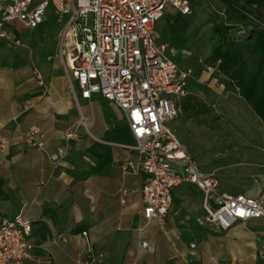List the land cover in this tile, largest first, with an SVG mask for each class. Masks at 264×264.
<instances>
[{"label": "crops", "instance_id": "obj_1", "mask_svg": "<svg viewBox=\"0 0 264 264\" xmlns=\"http://www.w3.org/2000/svg\"><path fill=\"white\" fill-rule=\"evenodd\" d=\"M6 46L0 43V57ZM4 57L0 136L6 149L0 151V220L16 215L33 220L27 238L32 256L49 264H82L91 248L103 264H264V220L236 223L225 231L199 225L202 195L192 186L174 190L172 208L161 224L144 220L145 177L120 168L136 160L134 152L117 147L133 144L123 112L99 95L74 100L60 75V60L51 66L50 76L40 74V87L31 63L16 53ZM31 127L43 133L46 153L63 146L65 135L74 131L72 148L56 167L26 143L24 133ZM260 179L262 186L241 192L264 195V176ZM58 238L65 242L54 243ZM140 241L153 244L154 252L140 248Z\"/></svg>", "mask_w": 264, "mask_h": 264}, {"label": "built area", "instance_id": "obj_2", "mask_svg": "<svg viewBox=\"0 0 264 264\" xmlns=\"http://www.w3.org/2000/svg\"><path fill=\"white\" fill-rule=\"evenodd\" d=\"M170 11L191 16L190 0H0V43L21 47L16 30H10L15 24L35 30L51 19L59 26L56 56L74 100L99 95L124 114L133 144L117 147L134 152L136 160L120 168L145 177L144 220L161 224L172 208L174 190L182 185L202 195L199 225L225 231L236 223L264 220L263 194L221 192L217 177L197 166L168 126L180 112L179 100L187 95L190 81V71L174 60L178 52L157 33L158 22ZM34 76L43 87L41 75ZM74 136V131L68 132L63 146L46 153L39 128L24 133L26 143L46 154L54 167L70 152ZM5 149L6 140L0 136V151ZM32 225L33 220L23 215L0 220V264H49L31 254L33 245L27 238ZM58 241L65 239L53 240ZM139 247L154 252L147 241H140ZM82 264L103 262L88 248Z\"/></svg>", "mask_w": 264, "mask_h": 264}, {"label": "rangeland", "instance_id": "obj_3", "mask_svg": "<svg viewBox=\"0 0 264 264\" xmlns=\"http://www.w3.org/2000/svg\"><path fill=\"white\" fill-rule=\"evenodd\" d=\"M190 3L191 16L176 20L173 18L176 12L170 11L157 24L160 39L178 52L174 60L180 68L190 71L187 95L179 103L189 100L194 106L187 111L181 109L168 126L197 166L217 177L221 192L244 194L241 191L245 187L262 186L264 125L238 91L225 86L224 78L207 63L214 41L212 25L222 18L223 5L218 0H190ZM47 15H51V10ZM90 23L91 16L88 18ZM169 26H173L176 33H166L162 37L161 33ZM14 29L21 47L6 46L5 55L1 53L3 57L0 58L19 54L39 74L50 76L51 66L59 65L56 56L59 26L49 21L38 31L21 28L18 24L10 28L11 31ZM245 31L240 27L231 34L241 38ZM60 75L67 83L64 74Z\"/></svg>", "mask_w": 264, "mask_h": 264}, {"label": "trees", "instance_id": "obj_4", "mask_svg": "<svg viewBox=\"0 0 264 264\" xmlns=\"http://www.w3.org/2000/svg\"><path fill=\"white\" fill-rule=\"evenodd\" d=\"M218 1L223 5V13L222 18L212 25L214 41L207 63L224 78L225 86L238 91L264 125V0ZM180 17L176 14L173 18ZM49 21L53 22L50 19L36 30H42ZM240 27L246 31L241 38H234L231 32ZM176 31L169 26L161 36ZM179 106L183 111L194 109L189 100L182 101Z\"/></svg>", "mask_w": 264, "mask_h": 264}]
</instances>
